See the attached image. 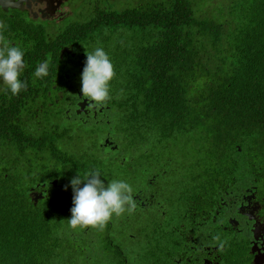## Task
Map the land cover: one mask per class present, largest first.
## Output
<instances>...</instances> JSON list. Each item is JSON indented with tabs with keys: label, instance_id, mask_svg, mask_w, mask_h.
<instances>
[{
	"label": "trees",
	"instance_id": "1",
	"mask_svg": "<svg viewBox=\"0 0 264 264\" xmlns=\"http://www.w3.org/2000/svg\"><path fill=\"white\" fill-rule=\"evenodd\" d=\"M216 2L205 8L204 0H137L122 6L85 0L87 16L58 26L60 31L44 40L34 39L31 47L24 45L31 51L25 59L29 73L22 74L29 87L27 104L0 105V264H87L88 250H105L104 234L93 233L91 246L87 229L67 227L74 196L70 181L100 169L107 179L133 185L130 174L118 169L121 151L140 148V173H147L151 163L145 150L159 162L168 160L172 174L187 171L182 181L201 173L205 182L216 173L223 180L227 174L245 177L249 157L264 175V0ZM73 42L77 56L63 59V48ZM85 46L89 51L104 47L115 66L109 124L71 126L64 107L46 103L40 125L17 129L12 119L34 110L30 102L39 106L34 98L48 95L56 71L64 86L63 74L74 66L81 86ZM44 62L52 80L43 92H34L40 79L33 73ZM107 128L122 141L116 150L98 144L108 150L73 153L61 144L77 133L83 144ZM178 139H186L185 146ZM184 150L194 155V163L177 161ZM237 159L239 168L223 169L236 166ZM38 183H46L49 191L35 203L30 190ZM174 190L168 201L182 206L187 189ZM122 218L113 217L102 229L120 228Z\"/></svg>",
	"mask_w": 264,
	"mask_h": 264
},
{
	"label": "flooded vegetation",
	"instance_id": "2",
	"mask_svg": "<svg viewBox=\"0 0 264 264\" xmlns=\"http://www.w3.org/2000/svg\"><path fill=\"white\" fill-rule=\"evenodd\" d=\"M83 3L84 0H0V40L7 38L23 48L27 44L31 47L36 42L34 39L41 41L47 33L57 34L58 26ZM65 46L68 51L63 55L61 52L63 59L77 56L78 47L74 42ZM30 54L31 51H26L25 59ZM70 70L63 74L64 86L60 71H56L58 78L55 77L47 90L48 95L34 98L39 106L30 102L34 110L23 111L12 119L17 122V129L21 125L28 131L31 126L40 125L46 103L54 108L64 107V116L69 122L109 124L112 111L109 101L98 106L83 97L75 75L77 71L72 65ZM28 73L25 68L23 74ZM39 79L40 85L32 88L34 92H43L45 82L52 77L49 73ZM28 90L29 87L13 96L0 87V105L6 108H18L19 102L26 105L23 98ZM100 138V146L104 148L119 147L110 128ZM106 138L112 143L105 145ZM137 145L140 147V143ZM141 152L140 148L132 153L124 150L117 156L121 163L119 171L129 173L132 178L137 208L132 214L123 215L116 230L87 229L91 246L95 242L93 233L104 234L106 244V249L99 254L94 253L95 249L88 250L87 264H256V259L264 260V175L252 157L246 160L245 177L237 179L236 175L227 174L223 180L216 173L205 182L201 173L182 181L181 174L169 171L168 160L159 162L147 150L144 153L149 155L151 163L147 173H140ZM238 161L236 166L223 169L239 168ZM174 186L180 193H184L183 187L187 189V201L182 206H172L168 201L176 192ZM32 191L42 192L40 200L47 195L49 187L38 183L30 194Z\"/></svg>",
	"mask_w": 264,
	"mask_h": 264
},
{
	"label": "clouds",
	"instance_id": "3",
	"mask_svg": "<svg viewBox=\"0 0 264 264\" xmlns=\"http://www.w3.org/2000/svg\"><path fill=\"white\" fill-rule=\"evenodd\" d=\"M86 47V46H85ZM26 49L7 38L0 40V87L19 95L28 83L22 79ZM47 62L38 65L33 73L36 78L48 75ZM116 76L114 63L102 46L89 51L81 73L80 93L96 105L106 104L112 98L111 82ZM71 217L66 219L71 230L104 228L113 217L132 214L137 208L133 186L123 179H107L100 169L74 176ZM67 187V186H66Z\"/></svg>",
	"mask_w": 264,
	"mask_h": 264
},
{
	"label": "rangeland",
	"instance_id": "4",
	"mask_svg": "<svg viewBox=\"0 0 264 264\" xmlns=\"http://www.w3.org/2000/svg\"><path fill=\"white\" fill-rule=\"evenodd\" d=\"M137 0H103V2L106 4L107 2L109 3H112V4H115V5H118V6H122V5H132L136 2ZM217 0H204V2L206 3H203V6L206 8H212L213 4L212 3H217L216 2ZM121 4V5H120ZM218 4L219 6H223L224 4H227V0H218ZM84 6H85V0H84V3L83 4H80L78 6H76L74 8V13L72 16H70L69 18H67L64 22H63V25H66L70 22H73V21H76L77 19H81V18H84L85 16H87V14L89 13V10L88 9H84ZM67 123L69 125H75L76 127V123H72V122H69L67 121ZM104 132V131H103ZM102 133V132H101ZM192 134H187L188 137H191ZM78 136H79V133H77L76 135L72 136L71 139L69 138H66L64 139L61 144L62 145H66L68 146L67 148H69L70 152H73V153H86L89 154V153H104V150H108V149H102L100 146H98V144L100 145V142H101V135L99 136V138H89L88 140L85 141V143L83 144H80L79 141H78ZM115 139L116 141H119L120 142V145L122 144V141L120 139V137H116L115 136ZM177 144L180 146V147H183L185 146L186 144V139H178L177 141ZM88 147H91L88 149ZM84 149H87V150H84ZM177 161L179 163H184V164H192L195 162V157L194 155L189 151V150H184L182 151L181 153H179L177 155ZM187 171H182L180 174L183 175Z\"/></svg>",
	"mask_w": 264,
	"mask_h": 264
},
{
	"label": "water",
	"instance_id": "5",
	"mask_svg": "<svg viewBox=\"0 0 264 264\" xmlns=\"http://www.w3.org/2000/svg\"><path fill=\"white\" fill-rule=\"evenodd\" d=\"M81 104H82V103H81ZM108 143H112V141H110L109 138H106L105 141H104V144H105V145H108ZM113 148H117V145H116V146H113ZM53 184H54V185H57V184H58V179H54V180H53ZM42 195H43L42 192H41L40 194H39L37 191H32V192H31V197H32V199L34 200L35 203L38 202L39 197H42ZM263 261H264V260H263ZM263 261H262V260H258V259H256V264H262Z\"/></svg>",
	"mask_w": 264,
	"mask_h": 264
},
{
	"label": "bare ground",
	"instance_id": "6",
	"mask_svg": "<svg viewBox=\"0 0 264 264\" xmlns=\"http://www.w3.org/2000/svg\"><path fill=\"white\" fill-rule=\"evenodd\" d=\"M65 51H68V49H67V48H64V49L62 50V55H63V53H64Z\"/></svg>",
	"mask_w": 264,
	"mask_h": 264
}]
</instances>
